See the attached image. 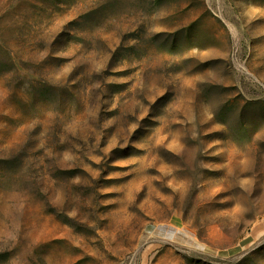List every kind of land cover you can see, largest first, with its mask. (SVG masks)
<instances>
[{
    "label": "rangeland",
    "instance_id": "1",
    "mask_svg": "<svg viewBox=\"0 0 264 264\" xmlns=\"http://www.w3.org/2000/svg\"><path fill=\"white\" fill-rule=\"evenodd\" d=\"M0 264H264V0H0Z\"/></svg>",
    "mask_w": 264,
    "mask_h": 264
}]
</instances>
